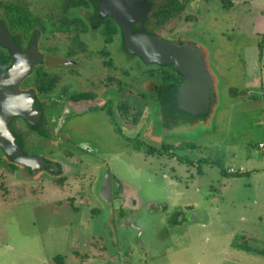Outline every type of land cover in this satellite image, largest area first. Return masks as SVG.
<instances>
[{"label": "rangeland", "instance_id": "rangeland-1", "mask_svg": "<svg viewBox=\"0 0 264 264\" xmlns=\"http://www.w3.org/2000/svg\"><path fill=\"white\" fill-rule=\"evenodd\" d=\"M194 12L199 19L193 33L207 46L218 93L203 127L158 132L155 147L161 148V139L171 140V152L159 155L112 142L105 134L91 150L68 143L58 150L39 142L38 151L70 168L69 181L59 187L47 173L28 177L21 170L0 169V182L6 183L0 188V264H264V255L240 246L249 237V245L264 249V150L259 147L264 108L255 104L251 90L237 98L229 92L245 89L246 82L254 87L257 80L264 89V47L259 45L264 35L256 32L264 0L241 3L237 21L217 0L209 14L206 3ZM64 41L57 33L44 36L40 45L60 44L57 51L63 52ZM124 59L120 51L118 60ZM75 122L105 128L102 118ZM230 166L246 172L225 174ZM108 168L166 206L161 211L142 207L152 214L144 244L121 231V203L99 194Z\"/></svg>", "mask_w": 264, "mask_h": 264}, {"label": "flooded vegetation", "instance_id": "flooded-vegetation-1", "mask_svg": "<svg viewBox=\"0 0 264 264\" xmlns=\"http://www.w3.org/2000/svg\"><path fill=\"white\" fill-rule=\"evenodd\" d=\"M213 1L216 0H191L183 13L171 18L160 28L149 20V14L156 6L153 1L154 5L147 19L144 23H135L133 31L135 26L139 25V30L143 27L147 32L161 35L166 39L198 43L206 51L208 59L206 44L193 33L195 30L193 24L199 19L194 11L198 6L203 7V3H206L209 14ZM236 2L238 3L239 0ZM236 2L234 5L237 4ZM222 8L226 12L231 9L223 6ZM100 10L82 9L74 12L77 17L87 22L88 29H85V23L81 21L83 30L62 33L65 39L62 43L65 47L63 52L57 51L60 44L58 46L42 44L41 47L40 42L44 37L41 35L39 48L43 53V60L35 66L33 72L21 85L22 91L34 90L37 93L36 105L42 111L40 127L34 128L21 116L15 117L10 122L17 141L20 137L26 149L27 154H24L45 158L44 168L36 174L30 167L19 165L18 170L24 172L25 176L36 177L47 173L59 187L69 181L66 173L70 168L60 163L56 157H48L38 151L37 146H41L39 142H47L44 147H55L58 150L65 148L67 143L72 147L91 150L102 142L101 138L105 134L106 138L111 136L112 142H119L125 147L132 143L139 147L138 151L159 155L167 151L171 152V147L167 144L171 140L161 139V148H157L153 144L154 141H158L155 134L166 128H169L167 131L170 134H175L186 131L189 127H203L202 123L210 117L196 119L182 112H169L167 104L165 106L163 101H167L171 91L184 82L175 85L172 78H167L170 72L167 66L169 64L148 62L131 53L126 47L122 28L121 32L109 28V16H103ZM172 21H176L175 26L168 28L167 24ZM54 35L50 34V36ZM17 44L22 51L27 50L22 49L21 41ZM120 51L125 58L123 61L118 60ZM39 67L57 78L52 91L41 93L33 75ZM83 117L91 118L92 121H99L102 118L105 128L97 130L89 124L77 126L75 120L78 121ZM42 130L46 134H42ZM80 133L83 135L81 136ZM151 148L156 150L153 152ZM69 154L70 157L71 153ZM60 179L62 183H59ZM99 194L103 200L121 203L124 214L119 218L121 231L130 234L129 236L134 240L138 238L143 244L146 222L152 214H148L142 207L144 204L153 205L158 207L159 211L162 210L161 207H166L158 204L155 199L145 196L129 183L120 171L114 172L111 168L105 170V175L100 180ZM125 209L128 210V214L126 212L128 216L124 213Z\"/></svg>", "mask_w": 264, "mask_h": 264}, {"label": "water", "instance_id": "water-1", "mask_svg": "<svg viewBox=\"0 0 264 264\" xmlns=\"http://www.w3.org/2000/svg\"><path fill=\"white\" fill-rule=\"evenodd\" d=\"M153 5L150 0H102L101 12L121 25L126 47L131 53L148 62L173 64L183 74L184 83L169 94V112H182L196 119L210 116L218 93L204 48L194 42L166 39L147 32L143 27L137 32L133 31L135 23L145 22ZM40 38L37 32L29 48L22 51L0 22V43L10 49L13 58L10 68L0 70V147L17 164L30 167L35 174L44 168L45 158L24 154L10 122L21 116L34 128L40 127L42 111L36 105V91L21 90L23 81L43 60Z\"/></svg>", "mask_w": 264, "mask_h": 264}, {"label": "trees", "instance_id": "trees-1", "mask_svg": "<svg viewBox=\"0 0 264 264\" xmlns=\"http://www.w3.org/2000/svg\"><path fill=\"white\" fill-rule=\"evenodd\" d=\"M155 2V8L149 14V20L152 21L158 28L164 26L171 18L179 16L184 12L191 0H152ZM222 6L226 9L232 8L234 2L232 0H220ZM102 0H0V22L8 32L19 43L21 41L22 49H28L30 44L36 37L37 32L42 36L50 34L73 32L75 30H83L82 23H85V29H88V24L81 17H77L74 12L77 10H100ZM101 11V10H100ZM99 13H97L98 15ZM110 22L109 28H115L121 32L120 24L112 17L108 18ZM139 25L135 26L134 31L139 30ZM260 48L264 47V40L259 42ZM12 56L10 51L0 43V69L8 68L12 64ZM170 68L167 78H172L175 85L182 84L185 77L180 73L173 64L167 65ZM35 76L38 87L41 93L52 91L56 84L57 78L51 76L45 69L39 67L33 74ZM230 94L233 97L245 96L248 94V89L238 90L234 87L230 88ZM253 98H259V93H253ZM166 106L167 101H163ZM34 129L33 127H31ZM42 134H46L44 130ZM23 151L27 154L25 147L20 141ZM151 148V151H155ZM4 169L9 173H13L20 168L15 159L8 155L0 147V169ZM225 174H229L228 169L222 170ZM3 172H0V176ZM29 174L31 171L29 170ZM230 175H238L231 174ZM1 178V177H0ZM62 183V179L59 180ZM5 182H0V188H5ZM249 238V237H248ZM246 239L245 244L240 245L242 249L249 252L255 251L264 255V249L252 247L248 244L251 239Z\"/></svg>", "mask_w": 264, "mask_h": 264}, {"label": "crops", "instance_id": "crops-1", "mask_svg": "<svg viewBox=\"0 0 264 264\" xmlns=\"http://www.w3.org/2000/svg\"><path fill=\"white\" fill-rule=\"evenodd\" d=\"M251 2H254V0H239V2L237 4H235L228 12H230V15H234L233 18H236L235 20L237 21V19H240V16H238L237 11L240 8V4L243 3L245 6H248V4H250ZM230 17V16H229ZM257 22L259 23V30H257L256 32H259L261 35H264V13L261 14V17L257 18ZM233 23H235V21H233ZM257 84L254 85V87H258V89L256 90V88L252 87V84H250V82H246L245 84V89L251 90L253 91V93H259L261 95V97L257 98L258 102H256L255 104L258 105L261 108H264V89L262 91V81L257 80L255 81ZM240 101V99H237ZM238 101V102H239ZM262 142V141H261ZM260 142V143H261ZM262 172H264V170H262Z\"/></svg>", "mask_w": 264, "mask_h": 264}, {"label": "built area", "instance_id": "built-area-1", "mask_svg": "<svg viewBox=\"0 0 264 264\" xmlns=\"http://www.w3.org/2000/svg\"><path fill=\"white\" fill-rule=\"evenodd\" d=\"M259 147L264 150V141L259 144ZM228 172L231 174H241V173H245L246 169L243 166L240 167L230 166L228 168Z\"/></svg>", "mask_w": 264, "mask_h": 264}]
</instances>
